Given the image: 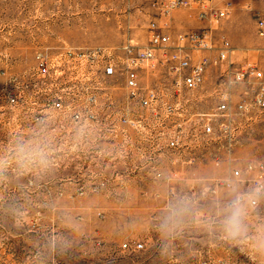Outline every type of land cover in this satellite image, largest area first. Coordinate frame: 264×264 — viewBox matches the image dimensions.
Instances as JSON below:
<instances>
[{
    "label": "rangeland",
    "instance_id": "374dc122",
    "mask_svg": "<svg viewBox=\"0 0 264 264\" xmlns=\"http://www.w3.org/2000/svg\"><path fill=\"white\" fill-rule=\"evenodd\" d=\"M246 1L236 0V7L225 19V27L218 35L224 34L231 41L236 60L254 59L264 66V53L259 49L264 39L256 33L255 14L244 7ZM256 3L264 7L263 2ZM174 13L177 17L181 13V17L179 15L177 22L170 20L168 30L173 36L205 25L191 9H178ZM150 19L144 0H0V104H4L0 105V144L14 134H29L34 125L27 104L9 105L5 94L6 90L15 92L27 101L32 94H38L34 75L37 52L52 56L63 47L146 45ZM218 73V68L210 69L207 88ZM154 77L143 73L142 80L147 83ZM109 82L112 84L109 93L114 100L112 109L129 110L122 86L124 76L109 77ZM208 93H203L200 103L204 111L215 103ZM103 102L99 107L101 122L92 126L110 125L109 110ZM50 118L59 142L57 171L38 189L29 192L32 205L25 209L23 226L17 228L10 217L0 212V264H25L37 236L65 231L56 216L43 207L45 202L52 200L83 218L84 230L73 236L72 249L65 255L55 256L51 264H203L205 260L206 264H218L219 257L224 259L223 264H250L242 255L205 246L203 236L193 237L200 241L194 255H188L183 244L177 242L174 255L177 260L161 258L156 234L148 223L156 208L155 167L183 181L193 170L219 167L227 156L216 164L212 154L215 148L211 146L210 151L201 148L192 163L182 158L174 161L167 151L156 159L155 147L151 146L154 136L140 134L131 128L117 134L97 131L93 148L81 152L70 140L76 124L70 114L55 112ZM233 156L234 160L241 156L264 160V116L252 130L242 135ZM117 170L128 175L119 181H96L97 176L112 175ZM188 184L191 185V181ZM94 186L101 191H90ZM8 195L9 202L20 198V193L15 191ZM132 220L136 223L130 224ZM129 240H141L145 248L128 251L123 243Z\"/></svg>",
    "mask_w": 264,
    "mask_h": 264
},
{
    "label": "built area",
    "instance_id": "2783aa9c",
    "mask_svg": "<svg viewBox=\"0 0 264 264\" xmlns=\"http://www.w3.org/2000/svg\"><path fill=\"white\" fill-rule=\"evenodd\" d=\"M144 2L151 14L146 45L63 47L52 56L39 51L34 72L38 94L27 101L6 90V103L27 104L33 123L38 117L65 112L76 124L83 120L94 125L101 122L99 107L104 101L110 125L92 127L114 134L131 128L153 135L151 146L155 147L156 159L167 151L174 161L182 158L192 163L201 148L210 151L211 146L215 148L212 154L216 164L229 153L233 159L242 135L264 116V66L254 59L236 60L231 41L224 34L216 35L221 22L236 7V0ZM256 2L264 0H247L244 7L254 12L256 33L264 39V7ZM183 8L195 11L205 25L173 36L168 30L170 20L176 10ZM259 49L264 53V45ZM214 67L219 73L207 88V75ZM143 73L155 77L145 83ZM117 75L124 76L122 86L131 110L112 109L109 77ZM202 92H209L215 102L208 111L200 108ZM154 170L155 177L162 171L159 166ZM127 175L117 170L112 175L97 176L96 181H119ZM90 191L100 192L101 188L94 186ZM123 247L136 252L143 250L145 243L129 240ZM217 260L218 264L224 263L222 257Z\"/></svg>",
    "mask_w": 264,
    "mask_h": 264
},
{
    "label": "clouds",
    "instance_id": "9594fccd",
    "mask_svg": "<svg viewBox=\"0 0 264 264\" xmlns=\"http://www.w3.org/2000/svg\"><path fill=\"white\" fill-rule=\"evenodd\" d=\"M54 127L49 116H41L29 134H14L0 144V212L17 228L25 223V209L32 205L29 192L57 171L60 154ZM96 136L97 130L81 120L72 127L70 140L78 151L88 152ZM155 184L156 208L148 223L156 234L161 258L174 256L177 242L188 255H194L200 241L193 237L203 236L205 246L242 255L250 264H264V160L252 156L234 160L229 153L219 167L193 170L183 181L161 171ZM12 191L19 192L20 198L9 202ZM43 207L65 231L37 236L25 264H51L55 256L72 249L73 236L84 230L83 218L55 200Z\"/></svg>",
    "mask_w": 264,
    "mask_h": 264
},
{
    "label": "crops",
    "instance_id": "0c3cea01",
    "mask_svg": "<svg viewBox=\"0 0 264 264\" xmlns=\"http://www.w3.org/2000/svg\"><path fill=\"white\" fill-rule=\"evenodd\" d=\"M218 3H220V2H218ZM256 4H257V3H256ZM261 5H262V4H261ZM243 8H244V7H243ZM243 10H244V9H243ZM243 10H242V11H243ZM179 15H180V17H181V13H179ZM179 15H178V17H177V13H176V14L174 13L173 18H172V19H173V20H172V23H173V22H177V18H179ZM181 19H182V18H181ZM181 19H180V20H181ZM183 20H184V19H183ZM225 24H226V21H225V20L221 22L220 26H219L218 29L216 30V35H218V34L220 33L219 31H220L222 28L225 27ZM245 59H246V58H245ZM29 256H30V255H29ZM27 258H28V257H27ZM176 260H177V259H176L174 256H172V261L175 262ZM198 262H200V259H198Z\"/></svg>",
    "mask_w": 264,
    "mask_h": 264
}]
</instances>
